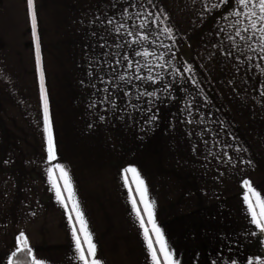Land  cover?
Wrapping results in <instances>:
<instances>
[{"label":"crops","instance_id":"0c3cea01","mask_svg":"<svg viewBox=\"0 0 264 264\" xmlns=\"http://www.w3.org/2000/svg\"><path fill=\"white\" fill-rule=\"evenodd\" d=\"M216 3L34 0L56 152L49 161L26 0H0V264L25 247L16 241L22 232L32 261L82 264L73 224L85 252L87 244L75 213L69 220L72 204L56 164L68 173L101 264H152L133 199L151 225L132 174L124 172L130 166L143 178L154 220L180 264L264 259V234L242 200L245 180L264 198V89L253 105L246 100L232 110L211 82L135 77L136 69H255L254 77L238 78V84L264 86L257 37L241 40L231 26L236 17L223 19L235 0L212 8ZM152 115L155 120L148 119ZM149 235L163 264L155 235Z\"/></svg>","mask_w":264,"mask_h":264},{"label":"snow or ice","instance_id":"6c2138e0","mask_svg":"<svg viewBox=\"0 0 264 264\" xmlns=\"http://www.w3.org/2000/svg\"><path fill=\"white\" fill-rule=\"evenodd\" d=\"M231 2V0H219V3L213 4L212 8L219 9L222 5H227ZM149 3H151V0H149ZM27 4V12L31 21V29H32V37L35 42V56H36V68L37 71L40 74V93H41V99L44 101L45 105V128L44 131L48 135V160L52 161L56 159V152L53 144L52 139V133H51V127L49 124L48 119V109H47V96L45 93L44 88V73L42 70V58H41V51H40V41L39 36L37 32V14L36 10L34 8V0H26ZM236 8L229 12V15L226 17H223V19L228 20L230 17H236L235 21L231 24L233 28H235V35L240 37L241 40L249 41L252 39L253 36L257 37L258 40V47L260 52L264 53V0H235ZM206 7V10L210 11V9ZM127 10H125L126 12ZM141 13H136V16L139 17ZM146 17L151 16L152 13L148 12L144 14ZM131 19V17H128ZM246 22V23H245ZM109 24L112 23V20L109 19ZM120 27H123V25H120ZM120 27L116 29L117 33L120 31ZM141 29L146 27L145 23H141L139 25ZM164 32L168 33L171 30L167 27L163 29ZM221 31H223V28H221ZM251 31V36H245L242 35V33H248ZM129 35H133L132 32L128 33ZM229 39H232L231 36L228 37ZM143 40H147V35L142 37ZM233 44L235 45V41L233 40ZM103 47V45H101ZM137 55H140V53H137ZM143 55L147 56L149 53L145 51ZM230 55V53H229ZM129 67H131V63L129 64ZM151 69H149L150 71ZM190 71V69H188ZM91 75V73H89ZM140 78L139 76L137 77ZM123 79V77H121ZM148 80L155 83V80L151 75L147 77ZM107 91V89H105ZM146 94L148 96H154L155 92H146L142 93ZM107 102V97L105 98V101ZM94 106V105H93ZM115 107V104L112 105ZM148 111H151L149 108ZM101 120L104 119L103 116L100 117ZM149 120H155L156 116L152 115L148 117ZM191 123V121H189ZM239 151V149H237ZM55 168L59 170L60 173V179L63 180L64 184V190L68 192V201H71L72 207L69 214V220L72 221V215L71 213H75L76 222L79 223L80 228L79 232L83 234L84 236V243L87 244V252H85L84 247L81 243L80 235L77 234V229L75 227V224H73L72 228V236L76 243V254L78 255V259L82 262V264H101L100 260L96 258V245L92 242L91 234L87 230L86 221L84 219V214L80 208V205L78 201L74 199V193L71 186V180L68 177V173L65 170V167L61 164H56ZM49 177L51 179L53 169L49 168ZM125 174L131 173L134 182L136 184V191L139 194L140 197V203L143 204V211L146 213L148 217L147 223L151 225V229L146 227L145 220L143 216L141 215L140 209L137 208L136 201L132 200V206L133 209L136 211V215L140 220V227L144 230V238L147 242V248L149 251V255L151 258L152 264H161L160 257L158 256L157 248L154 247L153 240L151 239L149 233H153L155 235V243L159 245V253L163 257V264H180L179 260L175 256L174 250L170 249V246L168 245L167 241L164 238L163 232L160 229V227L156 224L154 220V201H150L148 198V191L147 187L145 185V182L143 178L140 176L139 172L135 167H128L124 169ZM127 176H125V184H127ZM53 186L56 188V195L57 198L60 200V202L64 205V207L67 209L68 204L65 202L64 198L61 195V189L56 185V182L53 181ZM243 187L246 189L245 193L242 196L243 203L246 205L248 213L251 216V222L256 226V229L259 230L260 233L264 234V198H262L261 193L255 189L251 182L248 180L243 181ZM257 209L259 211H257ZM17 244H23L29 253L32 252V249L28 247V241L25 236V234L22 232L20 235L16 238ZM19 250V249H18ZM13 256L16 255L14 252L12 254ZM9 264H13L12 259H9ZM33 264H44L43 261L39 259H33ZM213 264H216L215 261H213ZM231 264H236L235 261H232ZM248 264H253V261L249 259ZM257 264H264V259H261L257 257Z\"/></svg>","mask_w":264,"mask_h":264},{"label":"rangeland","instance_id":"374dc122","mask_svg":"<svg viewBox=\"0 0 264 264\" xmlns=\"http://www.w3.org/2000/svg\"><path fill=\"white\" fill-rule=\"evenodd\" d=\"M254 55H248V58H252ZM251 64L248 60L247 67ZM221 65V64H215ZM255 69H245L241 71H224L222 69H212L209 71H192L185 69H136L135 77L139 79H147L149 75L153 77L155 81H175L172 83H187L190 81H197L195 83H202L200 81H206L212 83L214 87L220 93H225L230 101V107L232 110H238L240 103L247 100V103L254 104V95L261 94L264 86L256 87L254 85H239L238 78H251L255 76ZM202 76H199V75ZM232 80H229V78ZM236 78V79H233ZM193 84V82H190ZM181 88H188L189 86H178ZM198 87V86H196ZM245 102H243L244 104Z\"/></svg>","mask_w":264,"mask_h":264},{"label":"trees","instance_id":"16d2710c","mask_svg":"<svg viewBox=\"0 0 264 264\" xmlns=\"http://www.w3.org/2000/svg\"><path fill=\"white\" fill-rule=\"evenodd\" d=\"M12 261L13 264H33L30 253L28 252L26 247L17 252L15 256H12Z\"/></svg>","mask_w":264,"mask_h":264}]
</instances>
